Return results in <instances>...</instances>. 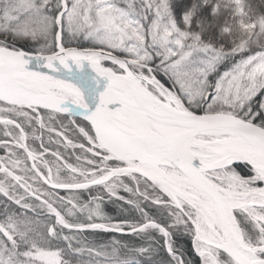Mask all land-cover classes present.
<instances>
[{
  "label": "snow or ice",
  "instance_id": "obj_1",
  "mask_svg": "<svg viewBox=\"0 0 264 264\" xmlns=\"http://www.w3.org/2000/svg\"><path fill=\"white\" fill-rule=\"evenodd\" d=\"M0 264H264V0H0Z\"/></svg>",
  "mask_w": 264,
  "mask_h": 264
},
{
  "label": "trees",
  "instance_id": "obj_2",
  "mask_svg": "<svg viewBox=\"0 0 264 264\" xmlns=\"http://www.w3.org/2000/svg\"><path fill=\"white\" fill-rule=\"evenodd\" d=\"M109 210H111L110 207H109Z\"/></svg>",
  "mask_w": 264,
  "mask_h": 264
}]
</instances>
